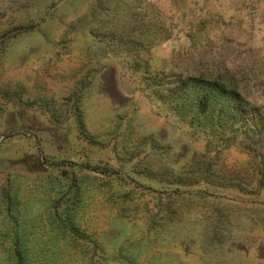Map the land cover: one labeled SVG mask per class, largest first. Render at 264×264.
Segmentation results:
<instances>
[{"label": "rangeland", "instance_id": "1", "mask_svg": "<svg viewBox=\"0 0 264 264\" xmlns=\"http://www.w3.org/2000/svg\"><path fill=\"white\" fill-rule=\"evenodd\" d=\"M0 264H264V0H0Z\"/></svg>", "mask_w": 264, "mask_h": 264}]
</instances>
